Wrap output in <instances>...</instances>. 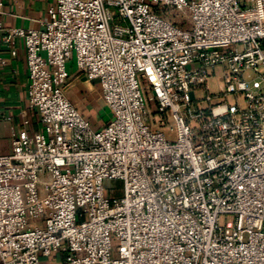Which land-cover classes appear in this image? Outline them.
Wrapping results in <instances>:
<instances>
[{"label":"built area","instance_id":"obj_1","mask_svg":"<svg viewBox=\"0 0 264 264\" xmlns=\"http://www.w3.org/2000/svg\"><path fill=\"white\" fill-rule=\"evenodd\" d=\"M43 26L0 24L42 124L0 156V264H264V0H55ZM70 61L100 84V129Z\"/></svg>","mask_w":264,"mask_h":264},{"label":"crops","instance_id":"obj_2","mask_svg":"<svg viewBox=\"0 0 264 264\" xmlns=\"http://www.w3.org/2000/svg\"><path fill=\"white\" fill-rule=\"evenodd\" d=\"M0 24L5 29H44L43 21L55 0H0ZM16 56L0 38V156L12 152V137L23 130L28 121L31 132L42 129L39 112L30 104V78L27 53L23 41L16 45ZM67 96L79 110L90 120L96 129L106 126L110 121H98L106 105L103 101L100 84L90 82L80 73L74 61L69 65ZM63 254L50 258L43 257L42 264H63Z\"/></svg>","mask_w":264,"mask_h":264},{"label":"rangeland","instance_id":"obj_3","mask_svg":"<svg viewBox=\"0 0 264 264\" xmlns=\"http://www.w3.org/2000/svg\"><path fill=\"white\" fill-rule=\"evenodd\" d=\"M113 11L117 12V10L115 8H113ZM168 16H169V18L171 20H174V21H179L180 19L183 20V17H184L183 13L174 12L172 10L169 11V15ZM114 24L115 23L112 24V27L114 26ZM72 82L73 81L71 79L70 81H68V84L72 83ZM95 82L98 83L97 81H95ZM150 110H151L150 114L155 116L154 120L156 122H158L161 117L157 114V110H156L155 106L151 105ZM150 114L148 116L149 120H151ZM97 119L100 122H101V120H103V121L109 120L110 121L112 119V114H111L110 110L108 109V107L102 109V112L100 114V119L99 118H97ZM172 124H174V123H173L172 119L170 118L168 126L164 129L167 134H171L170 126ZM172 134L175 137L176 136V131H174ZM105 188L107 190V196L110 197L111 199H121L124 196V183L121 180H107L105 182Z\"/></svg>","mask_w":264,"mask_h":264}]
</instances>
